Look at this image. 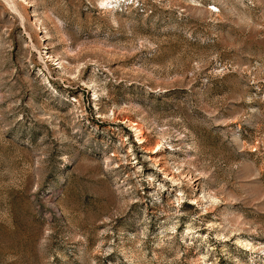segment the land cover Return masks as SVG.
Segmentation results:
<instances>
[{"label": "rangeland", "instance_id": "rangeland-1", "mask_svg": "<svg viewBox=\"0 0 264 264\" xmlns=\"http://www.w3.org/2000/svg\"><path fill=\"white\" fill-rule=\"evenodd\" d=\"M0 264H264V0H0Z\"/></svg>", "mask_w": 264, "mask_h": 264}]
</instances>
